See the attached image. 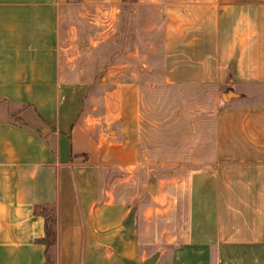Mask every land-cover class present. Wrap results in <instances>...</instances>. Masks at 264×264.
<instances>
[{"label": "crops", "instance_id": "crops-1", "mask_svg": "<svg viewBox=\"0 0 264 264\" xmlns=\"http://www.w3.org/2000/svg\"><path fill=\"white\" fill-rule=\"evenodd\" d=\"M126 4L0 0V264H264V0L129 2L157 8L149 76L219 102L212 164L141 195L140 81L93 86L61 53L69 9Z\"/></svg>", "mask_w": 264, "mask_h": 264}, {"label": "rangeland", "instance_id": "rangeland-1", "mask_svg": "<svg viewBox=\"0 0 264 264\" xmlns=\"http://www.w3.org/2000/svg\"><path fill=\"white\" fill-rule=\"evenodd\" d=\"M125 0L119 12L69 9L68 35L61 42L63 66L69 75L97 85L112 80L138 79L141 83L140 161L133 192L157 178L186 179L194 169L214 161V116L218 92L207 86L161 84L149 76L148 54L156 45L160 24L157 8ZM76 15L78 20H76ZM154 23L156 27L149 28ZM110 181L121 176L108 172ZM181 182H177L179 185ZM142 188V190H141ZM154 195L147 191L146 196ZM137 197V203L143 202Z\"/></svg>", "mask_w": 264, "mask_h": 264}, {"label": "trees", "instance_id": "trees-1", "mask_svg": "<svg viewBox=\"0 0 264 264\" xmlns=\"http://www.w3.org/2000/svg\"><path fill=\"white\" fill-rule=\"evenodd\" d=\"M125 1V0H123ZM35 214H41L44 218L45 221V233L47 236V246L51 245L54 241L53 237H54V232L52 230V227L54 225V217H53V210L50 207H39L36 206L35 210H34Z\"/></svg>", "mask_w": 264, "mask_h": 264}, {"label": "water", "instance_id": "water-1", "mask_svg": "<svg viewBox=\"0 0 264 264\" xmlns=\"http://www.w3.org/2000/svg\"><path fill=\"white\" fill-rule=\"evenodd\" d=\"M149 190L152 191V184H150V186H149ZM154 262H155V256H151V257L147 258V259L143 262V264H154Z\"/></svg>", "mask_w": 264, "mask_h": 264}]
</instances>
